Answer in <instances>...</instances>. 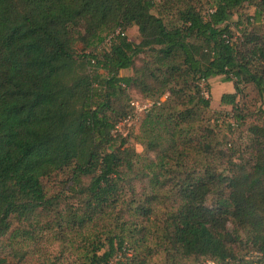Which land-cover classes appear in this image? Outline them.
<instances>
[{"label": "trees", "instance_id": "obj_1", "mask_svg": "<svg viewBox=\"0 0 264 264\" xmlns=\"http://www.w3.org/2000/svg\"><path fill=\"white\" fill-rule=\"evenodd\" d=\"M205 3L0 0V264H239V236L264 264V0ZM213 77L232 84L219 104L245 125V160L208 123L196 138ZM127 89L149 101L136 131L156 161L113 132Z\"/></svg>", "mask_w": 264, "mask_h": 264}, {"label": "rangeland", "instance_id": "obj_2", "mask_svg": "<svg viewBox=\"0 0 264 264\" xmlns=\"http://www.w3.org/2000/svg\"><path fill=\"white\" fill-rule=\"evenodd\" d=\"M154 3L158 6L161 4L162 0H153ZM206 3L202 5L201 13L204 15V13L208 9V0H205ZM254 9L251 6L243 5L238 14L232 15L228 20V25L231 27V30L233 31L234 35L237 36L238 33L234 27V22L239 18L241 21V25L238 26L237 29H241L243 27V24H245V18L250 17L253 13ZM154 14L155 11H152ZM260 23L264 24V12L261 15ZM105 33H101L100 37L102 39ZM125 37L128 41L132 43L138 42V35L136 32V29L134 27L128 28L125 31ZM106 40H102L100 43L98 42L97 45H95L96 52L104 51L107 48ZM76 51L83 52L82 45L78 44L76 46ZM88 50H84L86 53ZM135 66H139V61H135ZM103 75V72H100ZM131 71L125 70L120 71L119 76L126 77L130 76ZM202 96L205 99L209 100V107L204 115H200V121L193 126L195 130L196 138L200 136L199 129L203 124H209L214 127V131L218 132L217 138H215L216 142V149L227 151V154L229 150L226 149H232L235 151V157H241L242 159H246L247 153H248V145H249V136L245 130V125L240 124L238 125L230 118V107L224 106L219 104V97L223 93H231L233 92L232 84L228 82H223L222 77H213L208 79L206 83H201L200 85ZM126 99H128L129 103L132 102L136 105L137 108L140 110L137 111L133 108V110L130 113V117L126 118L119 124V132L123 135L128 137V146L132 147L136 153L141 154L142 156H148L149 159H152L156 161V153L155 152H145L143 146L141 145V142L139 140L140 136L137 129L138 124V118L139 115L142 113L145 107L148 106L149 101H145L137 92L127 89L125 92ZM261 106L264 107V100L261 102ZM144 107V108H143ZM149 107V106H148ZM143 108V109H142ZM146 109V108H145ZM217 116V117H216ZM210 119V120H209ZM214 119H217L216 122H214ZM206 120V121H204ZM227 125H229V128H227ZM225 138L224 141L227 140L229 142L230 147H226L223 145V138ZM214 142V143H215ZM226 142V143H227ZM166 142L162 141L161 146L165 145ZM213 145V144H212ZM159 147L158 149H160ZM157 151V150H155ZM217 172L224 173L223 167H218ZM86 180H83L85 182ZM144 184L145 180L143 181ZM47 189L49 192H55L59 190V186H52L51 182L46 183ZM214 200L213 196L208 197V202H212ZM15 226V224H14ZM231 240H233L230 244V247L235 251V253L238 255L239 264H256V261H259L260 256L257 255L255 252L251 251L248 246L245 244V238L243 236H239V240H234V237H231ZM4 248V247H2ZM50 251L54 252L55 247H50ZM138 250L133 251V253H137ZM129 254H132L129 251ZM161 259V256L158 255L151 259L148 263H154L159 262ZM196 264H211L207 261H199Z\"/></svg>", "mask_w": 264, "mask_h": 264}, {"label": "built area", "instance_id": "obj_3", "mask_svg": "<svg viewBox=\"0 0 264 264\" xmlns=\"http://www.w3.org/2000/svg\"><path fill=\"white\" fill-rule=\"evenodd\" d=\"M118 32L117 31H115V33L114 34H117ZM110 39V37H108V39L106 40V42H108V40ZM157 104V103H156ZM130 106L132 107V108H134V109H136L137 111H139L140 109L139 108H137L136 107V105L134 104V103H132V102H130ZM148 106H150V104H148ZM147 106V107H148ZM147 107H145V108H147ZM144 108V107H143ZM142 108V109H143ZM144 108V109H145ZM119 124L120 123H118L115 127H114V131L113 132H115V131H117L118 130V128H119ZM121 262H123V258H122V256L118 253V254H116L114 257H112V258H110V259H108V260H106V261H102V262H99V263H96V264H121Z\"/></svg>", "mask_w": 264, "mask_h": 264}]
</instances>
